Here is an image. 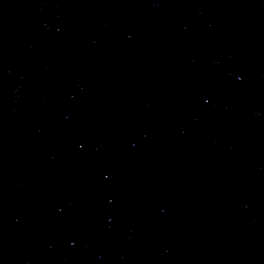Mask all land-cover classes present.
Masks as SVG:
<instances>
[{
	"label": "water",
	"instance_id": "water-1",
	"mask_svg": "<svg viewBox=\"0 0 264 264\" xmlns=\"http://www.w3.org/2000/svg\"><path fill=\"white\" fill-rule=\"evenodd\" d=\"M0 264H264V0H0Z\"/></svg>",
	"mask_w": 264,
	"mask_h": 264
}]
</instances>
